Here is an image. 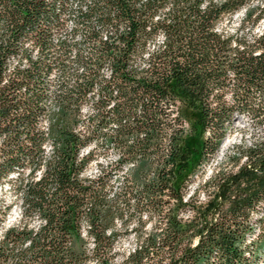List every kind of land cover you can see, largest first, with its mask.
Segmentation results:
<instances>
[{
  "label": "trees",
  "instance_id": "16d2710c",
  "mask_svg": "<svg viewBox=\"0 0 264 264\" xmlns=\"http://www.w3.org/2000/svg\"><path fill=\"white\" fill-rule=\"evenodd\" d=\"M263 17L264 0H0V184L21 198L0 264H259L264 136L233 145L206 206L185 187L238 117L264 127Z\"/></svg>",
  "mask_w": 264,
  "mask_h": 264
},
{
  "label": "rangeland",
  "instance_id": "374dc122",
  "mask_svg": "<svg viewBox=\"0 0 264 264\" xmlns=\"http://www.w3.org/2000/svg\"><path fill=\"white\" fill-rule=\"evenodd\" d=\"M72 7H75V2L73 1ZM242 15V12L239 11L233 15V17L228 20L224 19L221 23V26L228 30L232 31L236 26L237 23ZM73 14H69V18L67 20V29H70L73 26ZM264 27V17L257 23V25L253 28V32L257 33ZM82 31H79L76 34L75 39H79L82 37ZM162 39L161 34H157L155 37L154 43H151L149 46L152 47V44L160 43ZM87 46H83L82 52L85 53L87 51ZM101 72L107 74L108 69L106 66L102 67ZM56 73L53 71L49 76V79H55ZM50 104L48 108L52 107V100H50ZM91 110V107L84 106L82 109V113L86 114L88 111ZM45 125V121H43ZM264 136V127L261 125H254L251 123L250 119L246 116L238 117L237 120L234 121L231 128L228 129L225 138L223 139L221 146L219 148L218 153L214 157H210V159L206 162H203L200 166L194 169L193 173L191 174L189 181L185 187V197L187 198L190 194L193 196V200L197 201L198 203H202L206 206L209 201L212 199V189L213 183L206 184L209 176L216 172L217 170H233L236 169L237 165L232 162L231 159L227 158V155L230 154L231 149L233 148L234 144L241 143L244 141L245 144H249L253 139ZM50 146L51 142L47 141L45 143V153H50ZM116 157V152L110 149L107 153L103 154L102 152L98 153V156L90 162L85 175L91 176L92 174L96 173L99 169L97 165L100 163L102 166H107L108 163H112ZM124 170L119 171V174L116 175L112 179V184L116 187L120 182V176H122ZM26 172L24 173V176ZM15 175H11L9 179H6L0 184V205H10V210L7 213L3 223L0 227V233L4 227L14 223L16 219L20 215L21 210V198L20 193L15 190L16 182H15ZM188 212L184 213L183 216L187 217ZM37 220L34 219L31 221V224L35 225ZM86 225H84L83 229ZM196 242V238L193 239ZM136 242V238L133 234L128 235L126 237H121L117 243L115 244V251L119 254L116 255V261L120 262L121 255L124 252H127L131 249ZM88 264H96L94 261H91ZM259 264H264V257L260 260Z\"/></svg>",
  "mask_w": 264,
  "mask_h": 264
}]
</instances>
